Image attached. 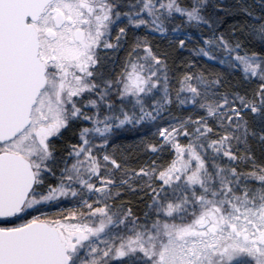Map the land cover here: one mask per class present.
I'll list each match as a JSON object with an SVG mask.
<instances>
[{"label": "snow or ice", "instance_id": "obj_1", "mask_svg": "<svg viewBox=\"0 0 264 264\" xmlns=\"http://www.w3.org/2000/svg\"><path fill=\"white\" fill-rule=\"evenodd\" d=\"M0 264H264V0H0Z\"/></svg>", "mask_w": 264, "mask_h": 264}]
</instances>
